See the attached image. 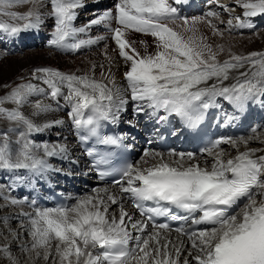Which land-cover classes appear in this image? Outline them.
<instances>
[{"label": "snow or ice", "instance_id": "obj_1", "mask_svg": "<svg viewBox=\"0 0 264 264\" xmlns=\"http://www.w3.org/2000/svg\"><path fill=\"white\" fill-rule=\"evenodd\" d=\"M182 2L117 0L114 10L77 28L73 26L74 10L83 6L81 0H50V15L55 17L50 45L76 51L101 40L114 41L113 51L127 68L123 73L125 87H118L115 79L109 78L110 67L109 76L105 75L103 64L99 66V79L95 63L83 74L50 67L34 69L33 78L41 80L46 88L29 82L0 95V120L9 122L0 130V170H28L40 175L50 167L45 157L67 153L66 145L37 144L29 139L32 133L64 123L56 119L41 124L31 117L63 106L68 107L69 120L82 133V142L95 137L99 144L119 145L117 138L100 135L99 122L115 121L113 109H122L124 93L137 102V112L147 107L153 115L160 109L175 115L193 138L199 137L207 110L218 106L217 97L237 111H243L249 101L264 98V51L237 53L230 41L219 42L226 32L231 35L235 29L252 28L250 18L264 14V0H237L243 18L232 16L226 22L219 21L226 23L224 29L213 22L219 20L216 12L209 11L203 17L179 16L173 3ZM20 5L31 7L19 13L14 9ZM40 7L43 0H0V17L7 18L0 19V30L17 35L38 28L42 22ZM95 25H103L109 35L77 39ZM130 32L153 37L154 51L149 52L147 42L140 41L142 54L137 42L128 38ZM212 37L218 42L213 43ZM104 54L111 62L107 45ZM222 55L226 56L223 60ZM34 95L54 101L55 107L42 100L30 102L29 97ZM26 104L32 108L31 116L22 111ZM252 133L215 140L201 149L210 158L203 161L192 152H169V157L178 159L165 161L162 153L146 150L142 162L148 164V157L158 162L143 168L139 163H129L122 168L121 179L115 181L119 196L107 190L101 195V190H96L95 195L81 197L71 206L36 209L34 214L21 212L17 215L28 219L26 224L20 222L19 230L10 226L9 216H0V226L7 230V235L0 230L4 241L0 243V264H264V154L257 155L264 149L248 147L253 140L264 143V134H257L256 129ZM221 145H228L236 155H229ZM87 154L92 156V150ZM96 163L104 165L108 161L101 156ZM125 198L132 201L141 219H134L124 208ZM3 199L5 204L0 207L20 203L6 196ZM145 202L157 206L145 207ZM161 202L187 215L172 214V208L160 206ZM111 205H116L118 212H110ZM159 216L204 227H177L173 240L170 225L155 222ZM22 233L30 239H21ZM14 245L19 256L13 253Z\"/></svg>", "mask_w": 264, "mask_h": 264}, {"label": "bare ground", "instance_id": "obj_2", "mask_svg": "<svg viewBox=\"0 0 264 264\" xmlns=\"http://www.w3.org/2000/svg\"><path fill=\"white\" fill-rule=\"evenodd\" d=\"M106 1L111 3V1H115V0H81L83 6L80 7L79 13L81 15L82 14H86L85 12H81L82 8H85V9L89 10L88 12L90 13V16H88L89 14L87 13L88 15L86 14L84 16V18H83L86 22L80 24L77 28L83 27L87 23H89L91 20L99 17L100 14L103 12V10L100 8V6L103 5V3H105ZM49 2H50V0H49ZM230 4H232V5H230ZM221 6H224V7L221 8ZM107 7H110V9H111V4H108ZM235 7L241 8V7L237 6V0H205V4H204V7H203V10H201V11L192 10L191 12H189L187 14H182L181 17H188V18L203 17L209 11L216 12V13H220V11H224V12H227V13L233 15V16H241L243 18V9L241 8L242 9L241 13L237 14V12H236L237 9ZM224 8H227L228 11H225ZM52 17L55 18L54 16H52ZM76 17H77L78 21L82 20V17L77 16V14H76ZM216 21H218L217 24L220 23L219 22L220 20H216ZM250 21L253 24L252 28L235 29L232 32V33H234V35H232V34L231 35H229V34L225 35L223 41H221V42L230 41L232 43V45H233V51L239 53V52L243 51V49H244V45L243 44H246L248 41H252L253 39H256L257 37L264 38V30H262L260 32H256L255 34L250 35V36L249 35L248 36L241 35L240 31H243V30L250 31V30H253L256 26H258V27L259 26H264V14L258 15L257 17L250 18ZM203 29H205L208 32V29L204 28L202 26V30ZM208 34H209V32H208ZM128 38L130 40H134V41L137 42L136 47L141 51L142 54H143V48H142V46L139 43L140 41L147 42V44L149 45V49H148L149 52L154 51L153 37H151L150 35H144V34H141V33L130 32L128 34ZM0 39H1L0 41H2V44H4V46L8 48V51H7L8 53L15 52V49L13 47H10V44H8L6 38L5 39L0 38ZM243 41H245V43ZM105 45H107V54H108L109 57L112 58V60L110 62L104 56L103 58H101L100 63L97 64L95 62V64L97 65L95 75H96V77L98 79L100 78L101 68L99 66L101 64H103L104 65V69L103 70L105 72V75L109 76L108 69L110 67L111 68V75H110L109 78H114L115 82H116V85L118 87L123 88V87H125L124 79H123V73L125 71H127V68L124 65L122 59L118 57V55H117V53L115 51H113V49H115L116 45L110 39H106V44H104L102 46V48L100 50H98L100 52V54L105 55L104 54ZM16 47H17V49H19L18 48L19 46H16ZM50 52L51 51H47L48 55H50ZM94 52H97V51H94ZM99 52H97L95 55L98 56ZM91 53H93V51ZM51 54H53V53H51ZM1 55H5V54L0 49V59H1L0 67L4 66L3 60L5 58V57L4 58L1 57ZM21 56L22 55H17L16 57H12L11 58L10 61H12V62H10V65H11L12 68L10 70V74L9 75H13V74L14 75L12 77H9V78L7 77L8 79L6 80V82H8V81L13 79V77L15 76V74L17 72L16 68L18 67V64H20V62H23V64H20V65L23 67L24 71H28V72L33 67L40 66V65L42 66L43 62L41 60H39L41 62H37L38 59H35L36 60L35 62L30 61V62H32V64L31 63L27 64V62H25L26 59L21 57ZM52 56H54V55H52ZM70 57H72V56H70ZM225 58H226V56H225ZM27 59H29V58H27ZM78 59L81 60V61H87L88 62L86 64V66L85 65L81 66V68H80L81 74L85 73L90 68L91 64L94 63L93 61L90 60V54H80ZM16 65H17V67H16ZM77 66L78 65H76V68H78ZM53 67H55V69H56L58 66L54 65ZM76 68H73L71 70L69 69V70L63 71V72H65V73H68V72L69 73H76ZM0 69H2V68H0ZM58 69H59V67H58ZM76 74H79V73H76ZM31 80L33 81V84H37L39 87H44V88L47 87L46 85L43 84V82L41 80L34 79L32 75H31ZM4 83H5V81L3 82V84ZM225 83L226 84L227 83H231V81H226ZM65 91H66V89H65ZM123 95H124V99L126 100V103L123 105L122 109L119 112H116L115 109H113V113L115 114L116 118H115V121H113L112 119L111 120L116 125H118V127L120 126L124 132H125V129L127 130V128L132 130L133 128L131 127V125H133V124L135 126L137 125L135 123V119L144 118V117H147L149 115H151L150 118H154L155 116H157L158 114H161L163 112V109H160L155 115H153L152 114L153 110L150 109V108H147V107L144 108V111L137 112L136 111L137 102L131 100L130 94L124 93ZM260 99L264 100V98H260ZM42 101L44 103H53V106L55 107V102L51 101L50 99L46 98L45 96H44ZM256 101H258V99L255 100V101H249L248 102V107L251 108V111L253 113V116L251 118L257 119V122L264 123V117L262 116V113H264V105L260 106L261 107V111L259 112L258 109L260 107L259 108H255V106H256L255 102ZM60 104L64 105V100L62 98H60ZM215 104L218 105V106H214V109L219 107V108H221L223 110V108L227 105V101H225L222 97H217L216 100H215ZM31 109L32 108H30V110ZM68 110L69 109H68L67 106H63L58 111L50 112V113H44V114H41L40 116H37V117H31L37 123H41V124L45 123V122L52 121V120H56V119L63 120L64 123L61 124V125H58V126L47 128V129H45V130H43L41 132H38V133H32V134H30L29 139L33 140L37 144H45L46 142L45 141L42 142V141L43 140H48L47 144H49V145H52V144L66 145L67 149H68L66 154L52 156V157H45L47 162L48 163H53V164L57 165L60 168L66 169L67 171L71 170L73 173H77V174H79V170L85 171L82 174H84V175H86L88 177V181L84 182V181L79 180L77 178L75 180V183L79 186V191L73 192V191H71V189H69V187H67L66 190H65L67 195L70 196V203H72V202L75 203L77 201V199H79L81 197L95 195L96 194V190H101L100 191L101 195L105 194L103 190H107L108 194H116L117 196H119L120 195V191H119V187L118 186L114 187L112 185L98 184L94 180V177L91 175L90 170H89V165L86 163L85 155L83 154V152L81 153L82 149L80 148V144L78 143V134L77 133H79V132L73 126L72 122L69 120V118L67 116V111ZM208 112L210 113L209 109H208ZM215 113H217V112H215ZM134 116H135V119L133 118ZM216 116H217V114H216ZM210 117H211V115H210ZM211 119H212L213 122L216 121L212 117H211ZM71 125H72V130L69 129V127ZM65 130H67V131H65ZM130 130L128 132H130ZM138 130H139V134L141 135V137L137 136L135 140L143 142L144 143V147L142 149H145V148H147L149 146V143H151V138L147 137V135L145 133V130L140 125L138 127ZM174 132L176 133L177 131H174ZM50 133H54L52 137H50ZM124 137H125V140H126L128 138V134L124 135ZM15 138L16 137L13 134V139H15ZM156 144L150 149L149 152L162 153L164 155L165 161H171V160L178 159L177 157H169L163 150L159 149V147ZM255 144H256L255 140L250 141L248 147L259 149L258 146H255ZM223 146L226 147L228 145H223ZM241 147L242 148H240V150L243 151L244 148H243V146H241ZM175 148H176L175 146L172 147V152H175ZM142 149H141V151H142ZM190 151H192V149H186V151H182L180 149V150H177L175 153H188ZM38 154L41 155V156L43 155L42 152H40ZM261 154H264V153H262V152H258L257 153V155H261ZM141 155H143V154H140V156L138 158H139V162L143 163L142 160H140ZM200 157L201 158L197 157V159H199L201 161H203L205 159H209V157H207V156H200ZM147 159H149L148 164H150V165L158 162V159H153L151 157H149ZM142 165H144V163ZM150 165H147V166H150ZM140 167H142V166H140ZM44 172H48L49 174H51L53 176L57 175L56 172L53 173V171L50 170L49 168L46 171H44ZM3 173H4V175H3ZM21 176L24 177L23 180H20L18 178V177H21ZM28 178H29V171L28 170H13V171L0 170V179L3 180V181H6L5 182L6 184L4 186H1V188H0V197H5L6 196V197H9L10 199H16V200L20 201V203L18 205H15V206H13L11 204H8L7 206L11 207V211L5 212L4 215H9L10 217L12 216L14 218H20V221H19L18 224H20L21 221L25 222V224H26L28 218L25 217V216H18L17 214H19L21 212L33 213L34 214L35 210L38 209V208H34L33 209L31 207H28L27 205H26L27 208L25 210L19 208V206H22V205L25 204V202L21 198H18L19 195L22 196V197H25L27 195L35 196V193L33 191L29 190V187L32 186V185L31 184H29V185L25 184V182L28 181ZM38 185H41V184L38 183ZM128 200L129 199L125 198L122 201V203L124 205V208L130 214L133 215L134 219H141L135 213L133 208L130 206ZM70 203L68 204V206L70 205ZM4 204H5V201H3L2 204H0V205H4ZM7 206H5V207H7ZM111 211H117L118 212L117 206L116 205H111L110 212ZM13 229L19 230V226L15 227ZM0 230L4 231L2 226L0 227ZM133 235H139V233L133 232ZM170 236H171V238L173 240H175V238L177 236V233L172 231V232H170ZM188 246L190 247V245H188ZM41 264H42V262H41Z\"/></svg>", "mask_w": 264, "mask_h": 264}, {"label": "rangeland", "instance_id": "obj_3", "mask_svg": "<svg viewBox=\"0 0 264 264\" xmlns=\"http://www.w3.org/2000/svg\"><path fill=\"white\" fill-rule=\"evenodd\" d=\"M230 5H232V4H230ZM30 7H31V5H20V6L16 7L14 10L19 12V13H24V12H27ZM235 8L237 9V11H236L237 14L241 13V10H242L241 8H238V7H235ZM38 10L41 13V19H42V22L40 24L46 25L43 28L39 25V27H38L39 30L40 31H42V30L51 31L52 29H54L55 28V23H54L55 19L52 17V15H50L51 3L49 2V0H43V7H40ZM82 10H81V12H85L86 14L89 13V12H87V11H89L88 9L82 8ZM220 13L221 14H218L220 21H225L226 22L229 18H231L233 16V15L227 13V12H224V11H220ZM83 18H84V16H82V19ZM0 19H7V18L6 17H0ZM213 22L216 23V24L218 23V21H216V20H214ZM217 25L221 29H224L226 27V24L222 25V23H219ZM94 30H95L94 26H92L91 30L89 29V34L88 33L87 34L86 33L79 34L78 38H80V39H88V38L94 39V38L97 37L96 36V32ZM262 30H264V26L257 28L256 32H260ZM203 31L206 34H208V32L205 29H203ZM241 33H242L241 35H243V36L244 35L245 36H248V35L250 36V35L255 34V32H253V31L252 32H249V31H243L242 32L241 31ZM227 34L228 33L226 32L225 35H227ZM231 34L234 35V33H231ZM209 35H210V33H209ZM211 39H212L213 43L218 42V39L216 37H212ZM10 41L12 42L13 45H15V42H19V40H14V41L10 40ZM219 42H221V41H219ZM243 42L245 43V41H243ZM102 45L103 44L99 45V43H96V44H94V46L91 45V46L86 47L85 52L84 51L83 52H84V54H90V60L93 61L94 63L96 62L98 64V63H100L101 58H103L105 56L103 54H100V52L98 51V50H100L102 48V47H100ZM243 45H244V49H243V51H241L239 53H248V52H252V51H264V38L257 37L256 39H253L252 41H248L246 44H243ZM0 48L4 49L5 47H3L1 45V43H0ZM18 48L19 49L21 48L20 45H19ZM22 50L23 51H15V52H10L8 54L4 53L5 55H1V57H3V58L5 57V58L3 60L4 66L0 67V68H2V69H0V79H1L0 80V82H1L0 83V95L6 94L11 88H14V87H16L19 84L29 83L30 80H31V75H32L31 73H33V70L36 69V68L50 67V68H54L55 69V67H53V66L57 65L59 67V69H58V67L56 69H58L59 71L61 70V72H63V71H67L69 69L71 70L73 68H76V65H78L77 66L78 68H76V73L81 74V70H80L81 66H84V65L86 66V64L88 63L87 61H81V60L78 59L80 54H77V55H65L64 53H62L60 51H57L55 49H50L49 47H45V46L41 47L40 45H35V46H32V47L27 46V47H24V49H22ZM47 51H51L50 55H48ZM92 51H93V53H91ZM94 51L99 52L98 56L95 55L97 52H94ZM51 53H53V54H51ZM80 53H82V52H80ZM17 55H22L21 57L26 59L25 62H27V64H30V63L32 64V62L36 61L35 59H38L37 62H41V61L43 62L42 66L40 65V66H36V67L31 68L30 69L31 72L29 71L30 72L29 73L28 71H24L23 67L20 65V64H23V62H20V64H18V67L16 65V67H17L16 71L17 72H16L15 76L13 77V79L8 81V82H6V80L9 77H12L14 75V74L13 75H9L10 74V70L12 68L11 65H10V62H12V61H10V60H11L12 57H16ZM52 55H54V56H52ZM70 56H72V57H70ZM27 58H29V59H27ZM220 59L221 60L225 59V56L224 55L220 56ZM39 60H41V61H39ZM30 61H32V62H30ZM0 62H1V59H0ZM2 81L3 82L5 81V83L3 84ZM31 83H33L32 80H31ZM5 85H7L8 87L5 88L4 87ZM31 97H29V100L32 103H34L35 101H37L39 99L43 100V98H44V96H39V95H34V96H31ZM5 106L13 107V105H5ZM30 108L31 107L29 105H27V104L23 107L22 111L24 112L25 115L31 116L32 109L30 110ZM7 123L9 124V122H7V121L0 120V130L5 129V127L8 126ZM69 129L72 130V128H70V127H69ZM65 131H67V130H65ZM53 134L54 133H50V137H52ZM257 134H264V130H261ZM17 135H18V133L14 134L15 137ZM44 141L46 143L48 142V140H43L42 142H44ZM255 142L257 144V145L255 144V146H258L259 149H264V143H261L259 140H255ZM226 151L231 156H234L236 154V151L234 149L230 148V147H228V149L226 148ZM143 154H144V152H143ZM142 157H144V156L141 155L140 160H142ZM199 158H201V157H199ZM147 160L149 162V159H147ZM4 183H2L1 180H0V188H1V186L5 185ZM3 201H4L3 197H0V202H1L0 204H2ZM72 203L74 204V202H72ZM19 208L25 210L27 207L24 204L22 206H19ZM9 211H11V207H8V206L7 207H2V208L0 207V216H5L4 213L5 212H9ZM7 216H9V215H7ZM19 221H20V218H14V217L11 216L10 217V221H9L10 226L12 228L18 227L19 226V224H18ZM4 234L7 235V230L6 229H4ZM21 239H23L24 241H27V240H29V237L26 234L22 233ZM3 242L4 241L2 239H0V243H3ZM13 253L15 255H17V256L20 255L19 249L15 245L13 246Z\"/></svg>", "mask_w": 264, "mask_h": 264}]
</instances>
